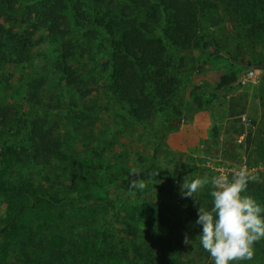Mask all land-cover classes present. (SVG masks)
Masks as SVG:
<instances>
[{
	"label": "trees",
	"instance_id": "trees-1",
	"mask_svg": "<svg viewBox=\"0 0 264 264\" xmlns=\"http://www.w3.org/2000/svg\"><path fill=\"white\" fill-rule=\"evenodd\" d=\"M86 4L0 0V70L33 63L41 32L56 40L65 65L75 54L70 37L74 28L93 25L85 28V36L93 43L100 34L106 35L101 46L111 51L110 105L124 107L125 122L149 124L165 118L161 138L150 133L159 142L154 152L190 122L183 107L194 115L223 105L227 92L242 87V72L251 65L221 49L211 36L199 37L200 16L203 19L204 12L225 4L244 24L249 38L264 36V0H206L200 5L191 0H124L123 7L94 0L89 13L84 11ZM195 40L202 53L213 48L226 58L230 70L212 90L194 86L189 104L185 95L197 69L185 75L183 59L176 64L174 55ZM39 88L30 91L29 112L0 99V264H204L209 254L200 246V228L194 223L200 205H182L170 217L165 200L151 194L149 200H137L140 181L154 172L145 163L144 177L136 167L128 168L131 180L123 179V185L106 191L103 183L113 184L120 173L101 175L95 168L110 149L102 144L94 149L84 141L78 153L75 143L50 121L44 110L46 94ZM199 93L211 94L213 102L207 103ZM86 114L75 112L72 126L80 124L79 116L88 120ZM256 148L262 159L255 165L264 164V139ZM88 150L97 160L92 156L84 164L83 153ZM38 183H43L44 191L42 187L34 191ZM98 188L104 195H96ZM244 194L264 206L263 183L250 181ZM201 205L210 209L211 197H204ZM189 238L194 242L191 247L186 246ZM254 245L252 259L242 264H264V239Z\"/></svg>",
	"mask_w": 264,
	"mask_h": 264
},
{
	"label": "rangeland",
	"instance_id": "rangeland-1",
	"mask_svg": "<svg viewBox=\"0 0 264 264\" xmlns=\"http://www.w3.org/2000/svg\"><path fill=\"white\" fill-rule=\"evenodd\" d=\"M79 1L87 3L84 11L89 13L87 9L94 4V0ZM107 1L109 7H115L116 4L123 7L124 3V0ZM191 1L200 5V2L206 0ZM224 5L204 12L206 15L203 19L200 16L198 35L211 36L221 49L235 58H243L251 65L254 64L243 77L251 72H255L256 76L252 79L248 77L240 89L225 94V103L211 111L207 137L202 138L199 144L187 152L166 149L165 142L161 148H157V152L153 151L159 142L151 139L150 133L155 131V137L157 135V139H160L165 118H156L149 124H137L129 120L125 122L121 118L124 117V107L110 105L111 51L101 46L104 36L107 38L106 35L100 34L93 43L85 36V28H92L93 25L74 28L70 37L75 46V54L65 65H61L56 40L50 34L41 32L37 38H43L35 48L36 57L33 63L19 67L9 65L0 70V99H6L15 107H22L29 112L30 91L33 87L40 86V91L46 94V114L50 115L52 123L57 124L63 137L75 143L78 153L82 151L81 144L84 141L94 149L99 144L110 149L104 156H100L102 158L98 161L96 172L105 175L108 171H118L120 178L110 185L108 181L103 183L105 190L114 191L115 187L124 184L123 179L131 180L132 176L127 175L128 168L136 167V171L144 177L146 172L142 167L145 163L154 172L152 177L150 175L144 177L143 182L140 181L143 187H140L137 200L144 202L152 196L165 200L170 217L178 213L182 205H193V199L183 198L181 195V185L187 176L189 179L203 177L205 174L210 177L216 174L217 168L243 165L256 177L253 181L264 184V164L255 165L257 160L262 159L256 145L264 139V69H258L259 66L264 67V36L259 39L249 38L246 27L237 19L234 10ZM89 45L93 46L91 50L88 49ZM174 59L176 64L183 59L185 69L182 72L185 75L191 68L197 69L190 78L192 84L185 95V102L189 104L193 101L191 91L194 86L212 90L220 77L230 70L226 58L213 48L202 53L196 40L188 49L175 54ZM199 95L207 103L213 102L211 94ZM180 104L181 102L177 103ZM183 110L190 122L183 123L181 127L193 124L197 113H187L186 106ZM75 112L87 113L88 119L79 116L77 119L81 122L77 128L72 126ZM90 151L83 153L84 164L94 157ZM94 159L97 160L95 157ZM41 187L43 189V183H38L33 189L36 191ZM209 190L206 187L197 195L199 202L196 206L203 202L204 197L209 196ZM95 193L97 196L104 195L99 188ZM112 195L110 196L113 199ZM34 216L39 217V213ZM2 217L3 211L0 210V219ZM193 244L192 238H189L186 246L191 247ZM253 249H257L254 244ZM211 262L210 257L204 260V264Z\"/></svg>",
	"mask_w": 264,
	"mask_h": 264
},
{
	"label": "clouds",
	"instance_id": "clouds-1",
	"mask_svg": "<svg viewBox=\"0 0 264 264\" xmlns=\"http://www.w3.org/2000/svg\"><path fill=\"white\" fill-rule=\"evenodd\" d=\"M216 174L189 179L181 185L183 198L199 202L197 195L209 187L210 209L196 207L200 246L212 264H242L253 257V244L264 239V206L245 195L256 177L243 165L217 168ZM139 187H143L140 184Z\"/></svg>",
	"mask_w": 264,
	"mask_h": 264
},
{
	"label": "crops",
	"instance_id": "crops-1",
	"mask_svg": "<svg viewBox=\"0 0 264 264\" xmlns=\"http://www.w3.org/2000/svg\"><path fill=\"white\" fill-rule=\"evenodd\" d=\"M211 111L205 110L195 115L194 123L183 125L174 133H171L165 143L166 149L175 152H187L199 144L200 140L207 137V132L211 121Z\"/></svg>",
	"mask_w": 264,
	"mask_h": 264
},
{
	"label": "built area",
	"instance_id": "built-area-1",
	"mask_svg": "<svg viewBox=\"0 0 264 264\" xmlns=\"http://www.w3.org/2000/svg\"><path fill=\"white\" fill-rule=\"evenodd\" d=\"M255 76H256L255 72H251L247 76L242 78L241 83L245 84L247 82V80H248V77L252 79V78H255ZM240 141H242V139Z\"/></svg>",
	"mask_w": 264,
	"mask_h": 264
},
{
	"label": "water",
	"instance_id": "water-1",
	"mask_svg": "<svg viewBox=\"0 0 264 264\" xmlns=\"http://www.w3.org/2000/svg\"><path fill=\"white\" fill-rule=\"evenodd\" d=\"M252 66L250 65L249 68L245 71L242 72V76H244L245 74H247L250 70H251Z\"/></svg>",
	"mask_w": 264,
	"mask_h": 264
}]
</instances>
